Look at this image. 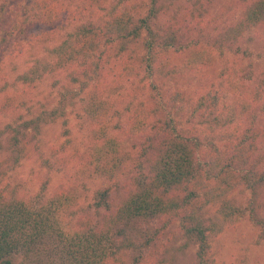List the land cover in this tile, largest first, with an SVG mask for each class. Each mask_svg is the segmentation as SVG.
I'll use <instances>...</instances> for the list:
<instances>
[{
  "label": "rangeland",
  "instance_id": "374dc122",
  "mask_svg": "<svg viewBox=\"0 0 264 264\" xmlns=\"http://www.w3.org/2000/svg\"><path fill=\"white\" fill-rule=\"evenodd\" d=\"M88 1L59 5L60 14H72V25L69 23L37 37L40 26L33 24L28 17L29 6L35 0H0V104L8 97H15L19 109L0 115V146H6V125H20L23 120L36 116L42 110H52L66 92L65 74L63 77L48 75L40 78L37 85L32 87L22 84L20 75L37 63L51 62L54 58L52 49L60 46L64 40L73 42L80 26H97L117 12L133 17L145 16L150 8V0H105L92 6ZM243 5V0L159 2V18L153 22L156 31L163 32L171 26L181 28L186 37L184 42H190L191 46L183 54H172L170 58L173 64L180 68L198 49H204L207 54L210 51L213 59L208 68L189 71L185 78L169 80L168 83L166 80L161 82L160 78L155 86L166 85L165 90L180 91L187 101L190 98L195 105L203 101L205 106H211V98H217L218 102L212 108L219 116L215 120L218 124L216 129L233 132L237 136L253 125L254 128L248 132L251 137L264 125V112L257 107V104L262 106L264 99V93L257 88L258 80L264 76V26L246 30L236 49L217 50L220 34L238 22ZM123 48L117 44L108 45L102 49L99 59L96 54L92 57V61H100V79L88 81L83 89L82 83L73 85L64 116L42 124L38 132L31 133V136H28L30 132L25 133V139L21 140L24 152L16 164L8 161L6 150H0V189L38 207L48 204L62 193L73 196L74 206L63 216L68 225L98 223L100 215L92 205L97 190L110 188L111 196L116 201L124 196L126 184L131 179L121 176L113 182L99 178L87 166L88 148L96 132L110 136L117 124L125 127L135 114H146L158 107L154 101L156 91H152L144 67L139 64L143 49L138 45ZM58 80L61 82L56 84ZM164 100L168 102L166 97ZM91 113L97 114L101 121L97 122V117L93 118ZM208 113V110H199V117L190 123L184 120L185 116H181L186 121L181 126L200 132L202 150L198 153V159L203 158V150L209 139L219 143L217 139L220 135L211 132L215 130L214 121L200 117ZM254 113L257 119L251 125L249 120ZM229 118L231 123L227 122ZM255 137L247 141L252 156L250 160L260 159L250 161L248 169L252 168L254 176H262L264 136L262 133L261 137ZM131 145L130 140L123 143L127 150L131 149ZM138 151L137 145L131 149L133 155ZM153 164L154 152H150L137 170L132 168L131 172L141 180L142 175L150 173ZM254 197L255 202L252 200ZM220 200L208 208L203 220L204 225L211 228L207 235L208 248L203 255L204 262L264 264V241L259 236V228L250 221L248 211L249 207H254L257 216L264 219V188L252 191L246 186H239L227 194L225 202ZM225 206L240 213L229 216L226 211L230 210H226ZM162 225L157 223L155 226ZM160 251L162 257L157 259L159 264H198L200 261L199 244L194 238L184 235L177 218L171 219L163 228Z\"/></svg>",
  "mask_w": 264,
  "mask_h": 264
},
{
  "label": "trees",
  "instance_id": "16d2710c",
  "mask_svg": "<svg viewBox=\"0 0 264 264\" xmlns=\"http://www.w3.org/2000/svg\"><path fill=\"white\" fill-rule=\"evenodd\" d=\"M75 1L81 0H35L30 4L29 20L40 26L37 37L69 23L72 25V14H60L59 5ZM103 1L88 2L92 6ZM161 1L164 0H150L145 16L133 17L117 12L97 26H80L73 42L64 40L52 49L54 58L51 62L37 63L20 75L22 84L29 87L36 86L38 79L48 75L56 78L65 74L67 84L66 92L52 110H42L20 125L5 126L6 146L1 145L0 150L7 151V159L12 164H16L24 152L21 140L25 139V133L30 132L28 136H31L42 124L64 116L73 85L82 83L83 89L88 81L100 79V61H92V57L96 54L99 59L105 46L117 44L125 49L128 45H138L143 49L139 64L144 67L152 91H156L154 101L158 107L146 114H135L125 127L117 124L110 136L104 132L94 135L87 153V166L92 173L113 182L121 176L133 180V183L130 180L126 184L125 194L118 201L113 200L110 188L94 193L92 205L100 215L97 224L65 223L63 216L71 211L75 202L69 194L56 195L48 204L38 207L0 189V264H159L163 228L175 218L180 220L184 235L199 244L198 264H206L203 255L208 248L207 235L211 228L204 225L203 220L208 208L216 205L219 199L225 202L227 194L236 187L246 186L252 191L264 188V175L254 176L252 168L248 169L250 161L260 158L250 160L252 156L247 141L255 136L261 137L262 133L264 136V125L261 131L253 132L255 136L248 135L257 119L255 113L249 120L250 129L237 132L239 135L235 136L233 132L216 129L217 115L212 108L218 102L217 98H211V106H205L203 101L195 105L180 91L165 90L166 85L155 86L160 78L161 82L166 80L168 83L169 80L185 78L189 71L208 68L213 59L210 51L207 54L204 49H198L180 68L173 64L170 56L183 54L191 46L190 42H184L186 37L181 28L171 26L166 31H156L153 22L159 18ZM243 1L245 5L238 22L220 34L217 44L220 52L236 49L241 36L249 28L264 26V0ZM60 82L58 80L56 84ZM257 88L264 93V76L258 80ZM16 100L8 97L0 104V115L19 110ZM262 102V106L257 104V107L264 112V99ZM201 109L209 111L200 117L214 121L215 130L211 132L220 135L217 139L220 144L209 139L203 158L198 159L202 150L200 132L183 127L181 123L194 121ZM91 116L96 118L98 115L91 113ZM96 121L101 119L97 117ZM227 122L231 123V119ZM128 140L132 141L131 149L136 145L139 148L135 155L123 146ZM150 152H154V164L150 173L142 175L140 180L131 169L138 168ZM252 200L255 202V197ZM225 209L230 210L226 211L229 216L240 213L228 206ZM248 211L250 221L259 228V236L264 241V219L257 216L256 208L249 207ZM157 223H163L162 227H156Z\"/></svg>",
  "mask_w": 264,
  "mask_h": 264
}]
</instances>
